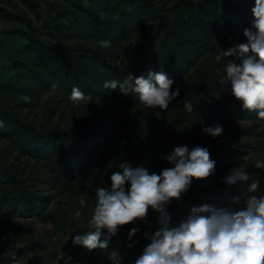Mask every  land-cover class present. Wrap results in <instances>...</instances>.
<instances>
[{"label":"trees","instance_id":"16d2710c","mask_svg":"<svg viewBox=\"0 0 264 264\" xmlns=\"http://www.w3.org/2000/svg\"><path fill=\"white\" fill-rule=\"evenodd\" d=\"M169 1L170 5L161 11L149 0L148 5L154 9L148 11L145 7H135L134 0H0V19L26 27L23 35L34 50V55L29 57V70L19 75L21 80L28 79L34 86L27 88L19 79L15 80L20 84L10 91V95L27 98L16 103L15 108H26L31 105L27 100L34 101L42 93H48L46 114L53 116L52 102L64 109L74 104L70 100L73 87L84 92L89 97L88 101L95 99V95L106 101L110 99L112 104L109 105H113V109L121 104L139 107L142 103L137 94L125 95L119 89H106L104 83L123 81L129 73L134 78L140 75L146 77L149 71H164L174 80L172 90L179 87L180 96L167 111L171 131L153 159L150 173L159 174L163 168L171 167L161 154L166 156L175 147L183 145L185 125L201 121L225 124L226 137L217 140L216 144L205 143L200 135L187 145L189 148L207 147L211 159L216 162V171L199 190L186 192L181 199L173 200L168 206L167 210L173 217L172 224L177 225L193 206L237 207L232 201L235 197L246 196L251 179L226 185L222 177H226L233 167H240L249 156L242 168L250 177L256 178L258 169L253 157L263 152L264 127L257 134L241 129L232 131L227 127L229 122L258 117L256 112L243 109L242 103L232 95L230 83L219 84L216 69H223L226 60L234 58H225L219 64L215 61L219 48L226 50L247 43L243 30L252 24L244 15L241 4H254L255 0ZM67 16L72 17L73 25L69 31H61L58 22ZM136 36H141L142 41L133 50L131 45ZM101 41H109L110 46L102 47ZM181 78L183 81H180ZM186 81L192 84L189 89L181 87ZM53 84L57 85L55 90L52 89ZM186 101L193 104L192 113L184 108ZM94 110L99 113L98 104ZM0 120L4 123L0 128V142L10 143L0 152V195H7L0 197V217H36L52 226L35 242L14 247L12 252L16 258L37 255L45 251L53 240L67 241L68 237L73 239L75 235L89 231V228L67 221L56 201L49 208L50 196L46 192L60 187L61 176H65L64 180L68 182L86 173L96 152L90 145L94 138L83 132L87 136L81 142L78 132L59 123L46 121L49 124L36 128L15 111H0ZM112 120L115 131L120 126H127L128 132H131V123L124 117L112 116ZM132 126L136 128L134 124ZM127 139L130 144H136L131 134L127 135ZM13 151L34 161L26 159L16 163L19 158L9 161ZM81 155L87 162L82 161ZM227 160L230 162L225 163ZM228 167L229 171H225ZM180 203L190 206L183 218L178 213ZM148 215L153 222L157 213L150 210ZM150 225L147 221L128 224L111 238L110 245H120L128 251V258L122 264H134L142 254L143 248L150 242L144 238V233L157 230L154 223ZM134 227L140 231L129 240L128 233ZM129 244L135 246L129 248ZM69 254L70 259L65 254L57 262L55 253L53 264H111L109 249L89 253L83 246L72 245ZM10 261L8 257L3 263Z\"/></svg>","mask_w":264,"mask_h":264},{"label":"clouds","instance_id":"9594fccd","mask_svg":"<svg viewBox=\"0 0 264 264\" xmlns=\"http://www.w3.org/2000/svg\"><path fill=\"white\" fill-rule=\"evenodd\" d=\"M251 12L252 25L243 30L247 43L226 50L219 48L215 56L218 64L225 58L234 59H227L223 69H216V75L220 85L231 84L232 95L242 103L243 109L256 112L258 119L264 120V0H255ZM100 44L110 46L109 41ZM173 84L174 80L166 72L149 71L146 77L134 78L129 73L123 81H106L103 87L119 89L125 95L135 93L146 108L167 111L180 96V88L172 90ZM56 88L53 84L52 89ZM88 99L78 87L72 88L70 100L74 104ZM184 108L188 113L194 111L191 101H186ZM3 126L0 120V128ZM201 131L218 137L223 135L224 128L215 124L202 127ZM161 156L172 166L163 168L159 174L150 173L143 165L133 167L128 161L119 164L122 171L111 174V187L96 189L95 206L87 222L90 230L75 235L73 245L83 246L89 253L109 249L111 238L123 226L146 222L151 210L157 213L158 227L154 232L144 233V238L150 242L134 264H264V191L260 189V179L250 177L242 167H233L222 177L223 183L234 185L251 179L248 195L233 199L237 207L193 206L177 225H173L168 206L190 190L193 180L206 184L215 174L216 162L211 159L209 149L202 146L180 145ZM255 167L264 169V160H257ZM100 171L99 167L92 170L93 174ZM79 202L81 209L84 208L86 197L81 195ZM82 215V211L76 212L77 218ZM139 231V228H132L128 239ZM134 246L128 245L129 248ZM0 255L10 257V264H20L14 252L5 251ZM64 255L63 251H58L56 261ZM108 259L111 264H122L126 257L112 248Z\"/></svg>","mask_w":264,"mask_h":264},{"label":"rangeland","instance_id":"374dc122","mask_svg":"<svg viewBox=\"0 0 264 264\" xmlns=\"http://www.w3.org/2000/svg\"><path fill=\"white\" fill-rule=\"evenodd\" d=\"M97 2V0H94ZM149 0H134L133 5L135 7H145L148 11H153V7L148 5ZM157 9L165 11V7L170 5L168 0H152ZM244 15L247 19H250L252 24L253 16L251 9L254 4H241ZM72 17L67 16L61 19L59 23V30L69 31L72 24ZM27 28L19 23L8 22L0 19V111L13 112L20 114L21 117H25L26 120L34 124L36 128H39L44 124L59 123V125L71 129L80 134L79 141L87 136L83 132H87L94 140L90 142V145L96 149L95 154L92 156L91 163L88 166L86 173H83L79 179L74 181H66L65 176H61L58 184L59 188L46 192L49 197V208H52L57 202V207L62 208L65 213L66 220L79 227H88V220L91 216V210L95 206L96 197L95 191L99 187H111V174L114 171H122L118 166L124 161L131 163L133 167L143 165L149 172L152 171V161L156 155L159 154L162 145L165 142L166 136L170 133V125L168 118L170 115L167 111H161L160 109L146 108L143 104L139 107L134 104L123 105L121 104L117 109H113V105H109L107 101L101 96L95 95V99L91 101H85L80 104H69L67 108H59L57 103L52 102L50 108L55 110L53 116L46 114L49 104L48 93H42L34 101H28L31 103L26 108H15L16 103L25 100V97H21L17 94L16 97L10 95V91L17 87L20 83L24 86L33 87L34 83L28 79H22L19 77L23 73L27 72L31 66L30 56L34 55V50L31 48L29 41L23 35ZM141 36H136L133 39L131 48L134 50L141 43ZM32 50V51H30ZM132 55L135 56V52L132 51ZM238 63V61H235ZM195 76V74H194ZM192 75V78L194 77ZM19 79L20 83L15 80ZM196 80V79H195ZM183 81V78L180 79ZM194 81V80H193ZM191 83V82H190ZM186 81L181 87L186 89L190 84ZM189 89V88H188ZM89 98V97H88ZM101 109L99 113L94 110L95 106ZM111 107L112 109H109ZM122 116L126 121L131 123L130 130L128 132L127 126H120V129L115 131V125L113 124L112 116ZM49 122V123H46ZM136 126V128L132 126ZM215 125L213 123H194L185 125L186 131L183 145H189L192 139L202 135L205 143L216 144L217 140H221L226 137L225 131L222 136L212 137L201 131L202 127ZM225 127V124H220ZM230 130L234 131L241 129L257 134L264 127V120H243L233 121L226 124ZM117 127V124H116ZM82 134V135H81ZM131 134L136 144H130L127 139V135ZM103 137V138H100ZM101 139V140H98ZM103 140V141H102ZM9 142V141H8ZM6 141L0 142V152L4 148L10 145ZM88 145V144H87ZM18 151V150H17ZM81 152V151H80ZM7 156V155H6ZM27 157V158H26ZM249 156L246 157V160ZM16 158H19L15 160ZM34 161L28 156L20 155V153L13 151L8 158L9 161L15 160V162L22 163L24 160ZM83 162H87L86 158L81 155ZM7 160V161H8ZM245 162L240 166H244ZM257 160H264L263 152L254 156V165ZM230 160L225 161L229 163ZM18 166V165H17ZM172 166V165H170ZM19 167V166H18ZM95 167H99L101 170L99 173L93 174L92 170ZM229 167L225 171H229ZM258 169V168H257ZM28 172H26V175ZM256 179H260V189L264 191V169H258ZM62 183V184H61ZM0 184L1 177H0ZM205 185V182L193 180L192 186L188 192H195ZM86 197V205L81 209L80 196ZM248 193L246 194V196ZM7 195H0V197ZM56 201V202H55ZM190 206L180 203L178 205V213L180 218L189 210ZM82 211L83 215L79 218L76 217V212ZM148 224H155L157 228L156 219L151 220L148 215L146 218ZM156 222V223H155ZM141 224V222H137ZM52 226L48 223H43L37 220L36 217H0V253L5 251H11L17 245L24 243H32L38 240L40 235L51 229ZM68 240H53L48 244L45 251L38 253L37 255H29L25 258H18L20 264H53L55 253L63 251L67 255V259H70V250L73 245L72 238L68 237ZM75 246V245H73ZM117 248L121 254L128 258V251L125 247L120 245H110L109 250ZM8 257L0 255V264H2ZM125 259V260H126ZM123 262V261H122ZM3 264H10L5 262Z\"/></svg>","mask_w":264,"mask_h":264}]
</instances>
